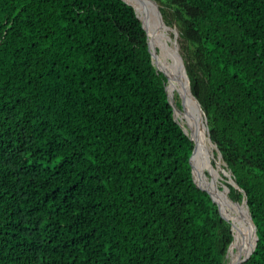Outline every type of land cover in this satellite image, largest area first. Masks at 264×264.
<instances>
[{
	"label": "trees",
	"instance_id": "16d2710c",
	"mask_svg": "<svg viewBox=\"0 0 264 264\" xmlns=\"http://www.w3.org/2000/svg\"><path fill=\"white\" fill-rule=\"evenodd\" d=\"M155 2L264 264V0ZM167 83L129 0H0V264H228Z\"/></svg>",
	"mask_w": 264,
	"mask_h": 264
},
{
	"label": "water",
	"instance_id": "95a60500",
	"mask_svg": "<svg viewBox=\"0 0 264 264\" xmlns=\"http://www.w3.org/2000/svg\"><path fill=\"white\" fill-rule=\"evenodd\" d=\"M130 1L132 2V4L135 6L136 10L140 14L141 19L145 22V25L147 27L148 33H149V35H151L152 40H153L155 32L150 29L149 21H148L147 17L142 14L140 9L137 7V4H139V6L147 5L149 7V9H151V11H150L151 17L154 19L155 25L158 26V25L161 24L162 21H161L160 12H159V9L157 7V4H156L155 0H130ZM143 2L145 4H143ZM153 27H154V25H153ZM157 50L159 52H161V47L157 48ZM168 55H170V57L173 59V64L170 63V66H171L170 69L168 67V62H167ZM154 56H155V46H153V48H152V58L153 59H154ZM176 56L177 57H176V63L175 64H174V57L170 53H168L166 56H162L163 57V66L162 67H163V70L168 75V83L166 85V90H167L169 102H170V104L172 105V107L174 109V115L176 116V118H177L178 114L179 115H183L186 118H189V120H191L194 123L195 127L198 130L201 129L202 131L204 130L205 133H207L211 145L214 146V150H217L218 157L222 158V160L224 161L223 162L224 165L217 163L218 168H222L223 169L222 171L229 175V178H230V181L232 182V184H234L237 188H240L239 185L235 182L231 171L230 170H226L228 165H227L226 161L223 159V156H222L217 144L212 140V138H211V136L209 134V129H208V126L206 124V122H207L206 114H205V112H204V110H203V108L201 106V103L197 100L195 95L192 94L193 97L196 100V103H197L198 107H199V110H198V108L195 106V109H196L197 113H193L188 108L183 109L182 107H180L177 104V102H176L175 93L171 92V85L173 84L174 81H176L180 85L184 84L183 79L181 78V73L183 74V72H182V67H183L182 66V59H181L179 53H177ZM183 76H184V74H183ZM178 92L182 94L180 88H178ZM183 97H184V95H183ZM185 107H186V105H185ZM200 110L202 111L203 115L198 118V117H196V115L201 112ZM184 130L186 131L185 128H184ZM194 133L195 132L192 130L191 137L196 142L195 143V149H194V152H193V155H192L193 176H194L195 181L197 182V184L201 188L205 189L212 197L215 198V195L218 194V192L226 191V188L223 187V189H221L218 186L202 185L201 183H199L197 181V178L195 176L196 155L199 152V150H201V143L199 142V138H197ZM214 150H213V152H214ZM218 199L220 200V198H218ZM229 199L231 201H233L234 203L238 204V206L241 207L242 213H243L244 216L246 215V218L248 219V224H249V229L247 231H245V235L243 234V231H241V234H243V237L246 238L245 239L246 240V247H245L244 251L238 257H235L236 256L235 255V242H236V239L238 238V236L240 234V226L238 224V221H236L234 219V217H232V219H231L232 220V228L234 230V239H233V241H232V243L230 245L229 252L227 253V257H230V260L228 261V264H238L240 262V260L249 252V250L251 249V247L254 244L256 227H255V224H254V220L252 218V213H251L250 208H249V206H248V204L246 202V198H243V200L241 202L232 199L230 196H229Z\"/></svg>",
	"mask_w": 264,
	"mask_h": 264
},
{
	"label": "bare ground",
	"instance_id": "6f19581e",
	"mask_svg": "<svg viewBox=\"0 0 264 264\" xmlns=\"http://www.w3.org/2000/svg\"><path fill=\"white\" fill-rule=\"evenodd\" d=\"M143 4H145V3L143 2ZM137 7L140 9L142 14L147 17V19L149 21L150 29L155 32L153 40H152L151 35H150V37H151V42H152V48H153V46H155V56L154 57H156V51L158 48V47H156V43L158 44L156 38L158 35H160L162 33L163 27L161 24L158 26L155 25L154 19L151 17V14H150L151 9H149V7L147 5L139 6V4H137ZM153 25H154V27H153ZM157 65L159 67L163 68L162 65H159L158 60H157ZM168 67L170 69V67H171L170 62L168 64ZM178 88H181V92L184 95L185 100L188 102V105L190 106V108H189L190 111L193 113H197L195 106L198 108V110H199V107L196 103L195 98L193 97V95L191 93V90L188 87H186L184 84L180 85L176 81H174L173 84L171 85V92L174 93V91L178 90ZM200 113H202V112H200ZM200 113H198L196 115V117H198V118L201 117ZM182 119H183V123L184 124L186 123L188 125V127H190L195 132L194 133L195 136L197 138H199V142L201 143V150H199V152L196 155L195 176L197 178V181L199 183H201L202 185H213V183L211 182L212 179L206 173L205 164L208 165L210 163V159L212 157H214V156H212L214 146L211 145V143L209 141V137H208L207 133H205L204 130L203 131L201 129L198 130L195 127L194 123L191 120H189V118H186L183 116ZM186 131L188 132V130H186ZM222 161L223 160L221 158V162ZM213 186L219 187L218 184L213 185ZM215 198L220 202L222 207L229 213L230 217L231 218L234 217V219L236 221H238V224L240 226V234H239V236L235 242V255H236L235 257H238L244 251V249L246 247V240L244 239L243 234H241L242 229H241L240 224H243L244 221L248 223V219L246 218V215H245V220H244V218H243L244 216H243L241 207L229 199L227 191L218 192V194L215 195ZM218 198H220L221 201ZM229 260H230V257H228V261Z\"/></svg>",
	"mask_w": 264,
	"mask_h": 264
},
{
	"label": "rangeland",
	"instance_id": "374dc122",
	"mask_svg": "<svg viewBox=\"0 0 264 264\" xmlns=\"http://www.w3.org/2000/svg\"><path fill=\"white\" fill-rule=\"evenodd\" d=\"M161 25L163 27V31L156 38L158 44L155 42L156 47H158V48L161 47V52H159L157 50L155 58L158 60L159 65L163 66V57L162 56H166L167 53H170L174 57V64H175L177 53H179L180 57H181V47H180V43H179V39H178L179 38V31L176 28L170 27L169 25H164L162 22H161ZM167 62H168V64H169V62L173 64V59L170 57V55H168ZM181 78L183 79L184 85L189 88L188 81L186 80V78L183 76L182 73H181ZM175 92L179 94L181 102L186 105V108L189 109L190 106L188 105V102L185 100L183 95L181 93H179L178 90L174 91V93ZM200 115L202 116L203 113H200ZM182 117H183V115H179V114L177 116V118L184 125L185 129L188 130V132L192 133V129L190 127H188V125L186 123L185 124L183 123ZM215 151L216 150H214V152H212V156H214V158L217 159L218 164L224 165L223 164L224 161L221 162V158L218 157V154H216ZM205 167H206V173L212 179L211 182L213 183V185H216V184L220 185L221 183L219 180L222 178L221 171L223 169L219 168L216 170V169L211 167L210 163L208 165L205 164ZM226 170H228V169H226ZM243 218L245 220V216ZM240 225H241L242 231H244L243 234L245 235V231H247V229H249V224L244 221V223L240 224ZM244 239H246V238H244Z\"/></svg>",
	"mask_w": 264,
	"mask_h": 264
}]
</instances>
